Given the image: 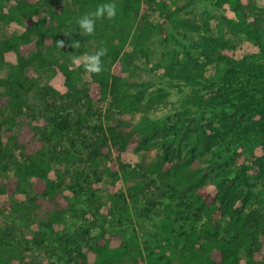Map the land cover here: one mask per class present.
I'll return each mask as SVG.
<instances>
[{
  "label": "trees",
  "instance_id": "16d2710c",
  "mask_svg": "<svg viewBox=\"0 0 264 264\" xmlns=\"http://www.w3.org/2000/svg\"><path fill=\"white\" fill-rule=\"evenodd\" d=\"M214 1L219 7L231 10L233 17L222 16L212 26V18L185 10L194 0H0V25L14 21L23 26L19 34L0 37V61L7 51H13L17 56L15 68L7 77L0 78V112L8 105L11 109V114L5 118L7 122L0 123V130L3 124H9L7 143L4 144L0 137V172L5 174L4 181H0V194H25L27 202H15L16 211L21 210L20 207L36 211L45 219L44 226L52 228L63 221L69 205L66 190L74 194L77 189L82 190V182L88 177L83 171L72 174L67 168L70 163L87 161L93 165L91 175L100 179L97 168L109 159L112 148L117 153H140L147 161L153 151L164 147L163 155L147 162V171L156 172L161 179L172 174L183 182H191L187 189L191 191L193 201L208 205L219 201L220 217H228L229 223L237 230L247 231L254 227L243 238L245 257L240 254L242 243L238 238L222 236L211 223L201 229L198 238L202 241L196 249H191L190 255H144L139 237L134 233L129 243L120 242L117 246H112L110 240L101 235L85 251L77 248L75 259L70 257L69 262L85 263L86 253L90 252L94 256L92 264H120L135 250L145 264H261L264 253L253 246L251 240L256 241L260 231H264V223L259 210L253 207L257 199L249 188L256 182L264 183V12L256 0ZM104 2H115L116 18L97 20L93 35H80L75 20ZM151 10H157L163 20H152ZM251 13L253 19H250ZM201 30L203 34H199ZM65 32L71 33V37ZM196 33L199 34L197 38ZM236 34L252 41L258 49L257 55L250 54L238 60L226 54L224 51L231 47L228 36ZM90 39H96V51L105 48L107 54L102 57L103 71L99 75L90 74L88 81L84 80L83 67L73 64L72 58L84 51L83 44ZM57 40H64L66 46L57 48ZM72 40L78 41L80 46H68ZM180 40L192 42L200 55L196 58L186 51L185 57L166 62L164 75L168 82H183L191 87L203 84L206 66L223 61L227 66L219 74L216 92L205 98L196 90L191 97L200 107L228 104L232 109L221 110L218 122L222 129L213 127L212 121L192 127L186 124L185 113L176 111L167 117L171 122L167 119L153 122L149 135L132 118L147 119L150 112L160 107L168 90L159 86L142 100L151 85L138 80L130 61L135 57L147 60L157 49L178 44ZM128 41L131 50H125ZM35 63L38 67L55 64L66 86L64 92L51 85L44 86V126L15 118L22 114L26 105L23 96L33 84ZM123 72L127 74L123 75ZM105 101L107 105L104 107ZM93 117L101 123L91 126L89 123ZM103 121L107 124L104 125ZM15 125H20L18 134L12 131ZM192 132L197 133L203 148L219 140L241 143L246 147L254 141L260 146L261 153L256 154L248 148V162L243 161L240 154H235L231 162L220 166V171L209 180L196 176L197 167L188 170L165 167V163L171 160L172 151L171 147H165V139L176 133L186 139ZM64 137L72 147L79 145L86 156L79 154V149L76 153L56 150L53 139L59 143ZM16 149L20 150L19 154L15 153ZM52 162L60 163L64 168L62 172L59 168L56 170L55 178L49 175ZM106 169L113 179H118L117 168ZM67 177L73 180L72 184L67 183ZM146 179L147 176L142 177L138 183L148 185ZM170 197L173 199L174 195ZM126 211L129 213L128 209ZM6 237L5 233L0 235L1 247L9 245L10 240ZM186 238L194 242L195 231L186 233ZM15 250L16 247L12 248V252ZM0 264L11 263L0 253Z\"/></svg>",
  "mask_w": 264,
  "mask_h": 264
},
{
  "label": "rangeland",
  "instance_id": "374dc122",
  "mask_svg": "<svg viewBox=\"0 0 264 264\" xmlns=\"http://www.w3.org/2000/svg\"><path fill=\"white\" fill-rule=\"evenodd\" d=\"M256 4L264 12V0H256ZM59 6V5H58ZM56 5L55 8H58ZM174 9V6L171 7ZM194 10L200 14L212 18V26L222 16L233 17L231 10L219 7L214 0H194L186 9ZM151 19L162 21L163 16L157 10H151ZM184 11H181L182 13ZM252 14V13H251ZM253 14L250 19H253ZM224 28L225 24L223 23ZM23 26L12 21L0 25V37L11 35L12 33H21ZM203 31L201 30V33ZM199 34H195L197 38ZM227 37V36H226ZM231 47L224 52L234 59H243L250 54H256L258 49L256 45L241 34L229 35ZM96 39H90L83 44L84 51L76 57H82L96 51ZM130 41L127 42L125 50H131ZM186 51L190 52L196 58L199 57V51L193 48L192 42L180 40L178 44L170 45L167 48L157 49L155 54L147 60L144 57L133 58L131 66L137 72L138 80L147 82L151 86L146 89L142 100L148 98V93L159 86L166 88L167 95L162 99L160 107L149 113L147 119H139L134 116L132 119L139 122V127L143 128L150 135L152 133L153 122L164 120L172 116L176 111L185 113L183 117L186 124L192 127L205 125L212 121L213 127H220L218 117L221 110H229L228 104L220 106L196 105V101L191 95L194 91L207 97L209 93L216 92L219 84V74L227 65L222 61L218 64L210 63L204 71L203 84L188 86L183 82L169 83L167 76L164 75V64L173 58H183ZM199 59V58H198ZM200 60V59H199ZM153 64H156L154 66ZM17 65V56L13 51L4 53L3 60L0 61V78L7 75ZM32 74L33 84L26 95L23 96L26 105L18 121L29 122L44 126L46 121L45 101L42 99L43 88L51 85L60 92L66 90L64 77L55 64H48L44 67H38L34 64ZM127 72H123L126 75ZM84 80H90V74L83 73ZM177 83V84H175ZM175 84V85H174ZM205 84V86H203ZM190 98H193L190 100ZM8 105V104H6ZM107 101L102 106H106ZM5 108V107H4ZM0 112V123L11 114L10 105ZM36 115V118L34 117ZM168 122H171L167 119ZM173 120V119H172ZM7 122V121H5ZM101 123L97 117L90 120V125ZM104 125L107 124L103 121ZM18 125V123H17ZM13 126L12 131L15 134L20 132V125ZM8 123L2 125L0 130L1 141L6 144V130ZM210 129L207 130L209 132ZM90 134L91 132L87 130ZM165 147H171V160L165 163V167H182L188 170L189 167H197L195 172L197 177L209 180L220 166L231 162L235 154H240L243 161L248 162V148L256 154L261 153V148L254 141H250L248 146L241 143H230L219 140L208 148H203V143L197 139V133L192 132L186 139L180 134H171L165 139ZM53 144L56 150L62 152L69 150L78 152L86 156L79 145L72 147L67 138L59 140L54 138ZM79 149V150H78ZM164 147L153 151L143 159L142 154L131 151L117 153L113 148L102 165L97 168L100 179L91 175L93 165L87 161H76L70 163L67 167L70 172L83 171L88 177L82 182L83 189L74 194L71 190H66L69 205L63 217V221L54 225L52 228L44 226L43 219L36 211H26L24 207L16 211L14 203L27 202L25 194L15 193L12 195L0 194V235L5 233L10 240L9 245L0 246V253L11 264H81L78 261H68L70 257L75 259L76 249L86 250L90 243H93L101 235L106 236L112 246H117L120 242L129 243L132 234H137L140 240V246L143 254H152L158 256H176L178 254L190 255L202 241L199 237L201 229L214 223L217 231L227 238L237 237L242 243L240 249L241 256L246 255L244 235L253 230L239 231L229 223L228 217H220L221 206L219 201L214 204H206L203 201H193L191 191L187 189L190 184L183 182L172 174L166 179H161L156 172L151 173L145 169L149 160L164 154ZM78 150V151H77ZM19 154V149L14 150ZM60 163L52 162V168L49 175L55 178L56 170H64ZM106 167L117 168L118 179H113ZM143 174H145L143 176ZM184 174V173H183ZM73 176V175H71ZM147 176L148 185L140 182L142 177ZM186 176V175H183ZM5 174L0 172V181H4ZM69 184H72L71 178L67 177ZM67 185V184H66ZM70 186V185H69ZM139 186V187H138ZM256 196V203L253 207L259 210L260 219L264 223V183L256 182L249 188ZM93 192V193H92ZM94 194V195H92ZM120 195H123L120 196ZM174 195L171 199L170 196ZM119 196V197H118ZM193 203H190L192 202ZM181 202L185 203L183 205ZM129 210V213L126 211ZM8 228V231L7 229ZM195 231V240L190 242L186 238V233ZM253 246L264 253V231H260L256 241L251 240ZM194 243V244H192ZM17 250L12 252V248ZM85 263L92 264L94 256L87 252ZM120 264H145V261L138 257L137 251H132L125 256ZM261 264H264V255Z\"/></svg>",
  "mask_w": 264,
  "mask_h": 264
},
{
  "label": "clouds",
  "instance_id": "9594fccd",
  "mask_svg": "<svg viewBox=\"0 0 264 264\" xmlns=\"http://www.w3.org/2000/svg\"><path fill=\"white\" fill-rule=\"evenodd\" d=\"M116 16L117 5L115 2H104L98 4L94 10H90L78 17L75 20V23L80 30V35L91 36L95 32L97 20H114ZM65 34L71 37V33L65 32ZM55 43L59 49L66 46L64 40H57ZM68 46L78 48L80 45L78 41L72 40ZM106 54L107 50L105 48H100L99 50L90 54H85L82 57H73L72 62L78 67H83L86 73L99 75L103 71L102 57Z\"/></svg>",
  "mask_w": 264,
  "mask_h": 264
}]
</instances>
